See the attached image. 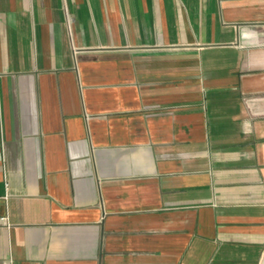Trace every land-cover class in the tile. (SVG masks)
<instances>
[{"label": "crops", "instance_id": "0c3cea01", "mask_svg": "<svg viewBox=\"0 0 264 264\" xmlns=\"http://www.w3.org/2000/svg\"><path fill=\"white\" fill-rule=\"evenodd\" d=\"M0 264H259L264 0H0Z\"/></svg>", "mask_w": 264, "mask_h": 264}, {"label": "built area", "instance_id": "2783aa9c", "mask_svg": "<svg viewBox=\"0 0 264 264\" xmlns=\"http://www.w3.org/2000/svg\"><path fill=\"white\" fill-rule=\"evenodd\" d=\"M0 200H6V196L0 198ZM0 222H2V224L4 226H8V218L6 216L0 217ZM259 264H264V247L262 249V253H261L260 260H259Z\"/></svg>", "mask_w": 264, "mask_h": 264}]
</instances>
